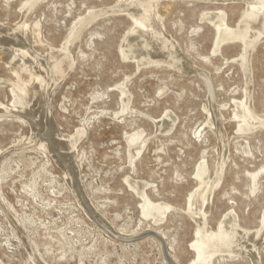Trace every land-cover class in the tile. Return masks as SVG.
Instances as JSON below:
<instances>
[{"label":"rangeland","instance_id":"374dc122","mask_svg":"<svg viewBox=\"0 0 264 264\" xmlns=\"http://www.w3.org/2000/svg\"><path fill=\"white\" fill-rule=\"evenodd\" d=\"M117 1L0 0L1 24L13 29L28 22L36 38L30 47L38 60L35 71L43 73L47 90H53L47 110L39 102L27 110L12 107L16 99L11 87L34 75L22 73L19 79L15 66L0 58V264H172L168 256L190 264L201 221L194 214L197 208L192 215L198 224L187 213L188 198L202 185L195 178L202 162L212 181L221 176L218 149L223 146L227 155L221 183L204 206L207 226L217 228L232 209L244 227L256 230L260 225L264 123L258 120L259 129L244 133L233 111L235 100L250 88L255 112L264 115V39L250 53L247 82L238 61L243 46L227 43L214 53L215 28L202 19L209 8L221 7L228 23L238 26L244 3L175 0L166 11L164 31L177 41L179 56L194 63L192 69L199 68L197 73L183 70L178 58L139 67L133 59H124L120 48L132 19L116 7ZM26 2L28 9L22 12ZM75 29L78 46L67 47L75 50L74 66L56 86L43 68L44 58L54 54L51 48H61ZM25 39L16 38L14 49L26 46ZM32 86L30 90L40 85ZM18 113L28 123L15 116ZM52 125L66 134L84 130L72 158H67L77 174L78 194L69 180L73 169L66 173V150L56 145L59 137L52 136L55 145L46 151L37 147L50 136ZM254 172L257 186L251 178ZM127 178L147 183L145 191L153 201L173 206L163 221L144 217L143 201ZM222 255L217 254L213 264H253L249 254ZM259 263L264 264V243Z\"/></svg>","mask_w":264,"mask_h":264},{"label":"bare ground","instance_id":"6f19581e","mask_svg":"<svg viewBox=\"0 0 264 264\" xmlns=\"http://www.w3.org/2000/svg\"><path fill=\"white\" fill-rule=\"evenodd\" d=\"M174 1L175 0H118L117 1L118 4L116 5V7L118 9L125 11L126 14H128L132 19L131 32L130 33L128 32L129 35L126 37L124 42L122 41L123 45H122V48H120L121 49L120 54H122V57L124 59H128V58L133 59L136 66L139 67L140 63L150 65L160 60L164 61L165 63H172V62H175V60L178 58L180 63L184 65V68L182 67L183 70H186L188 72H194L199 69V68L196 70L192 69V68H195L196 65H194V63H192L188 59H186L187 57L184 58V57L179 56V53L182 54L181 52L182 50L180 49L177 41L173 38V36L167 30H165L166 32L164 31L166 27L164 25L163 18H164L166 11L171 7ZM189 1L191 2H198V1L233 2L234 1V2L244 3V12L238 20L239 21V24H237L238 26L233 27L228 23L227 12L226 10H224V8H221V7H219V9L211 10V11H209L210 10L209 8V10L206 11L205 14L203 13L204 15L202 16V19L209 21V23H211L212 26L215 28L216 38H215V44H214L215 47L213 50L214 53L219 52L221 49V46L227 43H240L243 46V52L241 54V57L238 59V61L240 62L243 68V71L246 75V81L248 82L250 80L249 75H248V71L250 70L248 68L249 60H250V53L252 49L255 48L260 43L261 39H264L263 38L264 37V0H189ZM29 4H30L29 2L24 3L21 6L20 10L24 12L26 9H28ZM87 19L88 18H86L85 21H87ZM21 21L23 22V20ZM36 25H39V22H36ZM7 27L0 23V58L4 59L6 63L13 64L15 66L13 68V72L19 79H23L22 73L34 75V77L29 78V80L27 78H24L23 83L16 84L17 86H15V88L11 87L12 95H13L12 98L16 99V103L13 101L12 107H18V109H23L24 107V109L27 110V108H29L28 105H31V104L33 105L39 102L45 105L43 107V111L47 110L50 106L48 105V102L50 101V97H52L51 94L53 90H50V91L47 90L46 84L48 82L46 78L44 77L43 73L36 72L35 71L36 68H34L36 67V65H38L37 64L38 60L34 55L35 53L34 49H31L30 47H31V40L36 39V38L34 37V34L31 32L30 26L26 20H24L23 23H20V25L18 26L16 25L13 29H10L11 27L8 29ZM76 30L78 29H75L70 34V37L68 38V40L65 42L63 46L61 45L62 46L61 48L59 49L51 48L50 52H53L54 54L48 56V53H49L48 52L46 54L47 56L45 54L43 55V57L46 56V58H44L45 60L43 63V68L48 73L50 72L49 80H51L52 82H54L55 80L54 83L56 86L59 83H61V81L64 80V78L67 76V74L70 72V70L74 66V63L76 60V54H74L75 50L73 52H70L67 47H69L71 43L76 44L75 46H78V40L73 35L76 33ZM37 31L38 30L35 29V32ZM22 35L24 37L26 36L27 38L24 41L26 46L21 45V48H19L20 46L18 47L19 50H15L14 47L12 46L13 45L12 43L14 40H16V38L18 40V38L23 37ZM12 37H14L15 39H13ZM174 42L176 43L175 45H177L176 47L171 46L173 45ZM176 50H178L179 53ZM29 57H31L33 61H31ZM38 57H40V55ZM140 59H142L141 62H139ZM206 79L208 80L210 78H206ZM35 83H39L40 86L38 87L36 86L37 88L36 87L34 89L31 88L30 90L29 86H32ZM26 89H28L29 91H26ZM250 90H251L250 88H245L243 92L244 97L241 99L235 100L234 111H233L234 117H236L235 119H238V122H239L238 130L244 133L246 132L252 133L255 130L259 129V127H256L258 120L259 121L261 120L264 123V115H260L256 113L254 110L253 97H252V93ZM121 93L125 94V91L122 90ZM40 113H41V110H40ZM209 115L211 119L213 117L212 113H209ZM15 116H17L22 121L28 123V121H26V118H24L22 113L15 114ZM169 116L171 117V115ZM218 116H222V115H218ZM44 119H45V116H44ZM167 120H170V119L167 118ZM261 121L260 123H262ZM37 128L39 129V127ZM51 128H52L51 131L47 132L50 134V136L47 138H44L43 140L41 139V142L37 143L38 145L37 147L46 151V148L54 144V143H51L52 136L53 138L54 136L59 137L56 140V145L59 147V149L66 150V152H64V156H62L63 158H66L64 159L67 163L66 173L67 175L69 174L68 173L69 168L73 169V171L71 170L72 172H71V175L69 176V180L70 178L73 179V181L70 180V182L73 184V186H75L76 194H78L80 192H79V189H77L78 188L77 174L74 169V165H72V163L69 162L67 158H72L74 154V149L76 148V144L78 143L80 135L84 134V130L78 129L75 134H68V133L66 134L64 132L62 133L58 131V128L54 125H52ZM219 128L221 127L219 126ZM41 133L42 134H40V137L43 138L44 137L43 132ZM140 151L141 150L138 149L137 154L141 153ZM218 151H219L221 158L218 160L217 173L221 172V176L217 177L215 181H212L209 177H207L209 176V170L205 166L206 164L204 165L202 162L197 167V171L195 173V178L198 180V183H202V185L197 190L192 192L188 198V206L186 209L187 213L195 220V223H197L196 217L192 215L194 212L193 209L197 208V211L194 212V214L199 216L200 217L199 219L201 221L199 224L197 223L198 225L195 231V236L191 244V247L194 251V258H193V261L190 262V264H213L214 258L217 254H225L227 256H240L243 254H249L252 258L253 264H260L259 263L260 262V248L262 244L264 243V212L262 216H260L261 222L256 230L250 227L249 228L244 227L242 224H240V222L238 221V215L234 209H232L228 215H226L225 213L222 216V218L219 220V223L217 224L218 225L217 228H214L211 231L207 226L208 225L207 212H206V207L204 206H206V204H209V202L212 199L215 188L221 183L224 163L226 161L225 158L227 155L226 154L227 151L225 150L224 146L219 148ZM254 173H252L251 178H253L254 186H257V183H256L257 172H254ZM216 176H218V174H216ZM206 178H209V179L206 180ZM139 180L140 179L138 180L135 179L133 181L130 178L126 179L130 187H132L135 193L143 201L141 212L143 213L144 217L153 220L154 223L155 222L159 223V221L160 222L163 221L165 217L167 216L166 215L167 212L173 206L167 203H158V202L153 201L151 198H149L145 191L146 186L148 184L145 182H142V180L140 181ZM199 191H201L200 192L201 200L203 204V206L201 207L197 206V195ZM194 204H196L197 207L193 206ZM84 205L86 204L84 203ZM225 255H222V256H225Z\"/></svg>","mask_w":264,"mask_h":264},{"label":"water","instance_id":"95a60500","mask_svg":"<svg viewBox=\"0 0 264 264\" xmlns=\"http://www.w3.org/2000/svg\"><path fill=\"white\" fill-rule=\"evenodd\" d=\"M166 252V251H165ZM167 253V252H166ZM168 256V255H167ZM169 260L172 262V264H178L176 262V260H174L173 258H171V256H168Z\"/></svg>","mask_w":264,"mask_h":264}]
</instances>
